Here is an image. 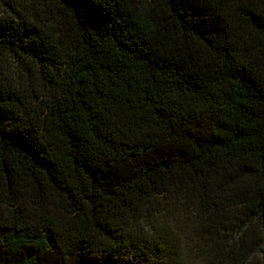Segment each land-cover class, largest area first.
I'll return each instance as SVG.
<instances>
[{"label":"trees","instance_id":"16d2710c","mask_svg":"<svg viewBox=\"0 0 264 264\" xmlns=\"http://www.w3.org/2000/svg\"><path fill=\"white\" fill-rule=\"evenodd\" d=\"M0 264H264V0H0Z\"/></svg>","mask_w":264,"mask_h":264}]
</instances>
